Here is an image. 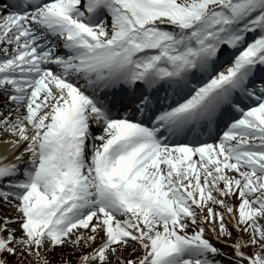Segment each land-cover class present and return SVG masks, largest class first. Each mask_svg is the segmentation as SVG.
<instances>
[{
    "label": "snow or ice",
    "instance_id": "1",
    "mask_svg": "<svg viewBox=\"0 0 264 264\" xmlns=\"http://www.w3.org/2000/svg\"><path fill=\"white\" fill-rule=\"evenodd\" d=\"M0 144V264H264V0H0Z\"/></svg>",
    "mask_w": 264,
    "mask_h": 264
},
{
    "label": "bare ground",
    "instance_id": "2",
    "mask_svg": "<svg viewBox=\"0 0 264 264\" xmlns=\"http://www.w3.org/2000/svg\"><path fill=\"white\" fill-rule=\"evenodd\" d=\"M3 147V145L2 144H0V148H2ZM5 153H4V149H3V151H1L0 152V155H4ZM10 156V155H9Z\"/></svg>",
    "mask_w": 264,
    "mask_h": 264
}]
</instances>
